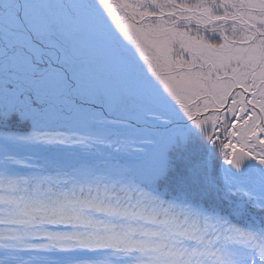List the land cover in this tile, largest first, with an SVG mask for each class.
Here are the masks:
<instances>
[{
    "label": "trees",
    "instance_id": "16d2710c",
    "mask_svg": "<svg viewBox=\"0 0 264 264\" xmlns=\"http://www.w3.org/2000/svg\"><path fill=\"white\" fill-rule=\"evenodd\" d=\"M156 1L173 12L181 4L193 16L208 10L213 18L252 24V29L237 24L201 28L167 18L157 31L144 25L141 30L157 40L169 34L175 52L183 51L173 40L181 36L186 52L229 53L235 72L230 84L257 93L247 78L253 72L264 81V0ZM75 2L91 4L92 15L107 23H116L117 14L132 20L116 5L141 3L154 14L148 0ZM239 51L257 55L237 61ZM138 70L141 76L146 67ZM29 120L22 127L21 119H0V252L7 245V264H264V179L246 192L229 178L233 148L248 143L227 132L226 120L201 119L203 128L186 126V133L179 127L180 139L159 154V172L145 178L118 165L120 157L143 152L144 143L133 138L132 119L109 120L106 138L65 129L35 134L39 126ZM257 120L241 130L250 132ZM116 128L126 129L120 142ZM146 128L141 126L142 132ZM25 132L32 133L23 141ZM29 139L34 147L24 145ZM37 140L46 145L36 146ZM4 144L25 157L8 159Z\"/></svg>",
    "mask_w": 264,
    "mask_h": 264
},
{
    "label": "rangeland",
    "instance_id": "374dc122",
    "mask_svg": "<svg viewBox=\"0 0 264 264\" xmlns=\"http://www.w3.org/2000/svg\"><path fill=\"white\" fill-rule=\"evenodd\" d=\"M148 1H149L148 2L149 6L154 10V14H150L148 12L149 10L145 8V6L142 5L141 3L135 4L132 6H127L124 4L116 5L117 7H120L122 9L121 11L128 13L127 14L128 17L131 18L132 20H128L126 14L125 15L117 14L118 19L116 20L117 22L115 26L112 28V31H113L112 37L115 38V40L118 39L119 42L124 43L127 48H131L135 50L134 52L135 55L137 52L144 56L145 54H147L149 49L153 48V45H149V43H152V41H149L146 38V36H144L142 33V30H141L142 25L145 26L144 28H147L146 29L147 31L148 30L155 31L156 28H159L160 26H164L165 24L164 22L166 21L167 18H170V19L174 18L176 19L175 21H177L178 19L180 23L186 20H192L194 22H201V23H203L204 21V17L201 13H198L195 16H193L192 14L185 12L181 8L183 7L181 4H176V9L178 8L179 9L174 11L176 12V14L173 15V12L171 10L164 9L162 4H159L156 0H148ZM48 2L49 3L53 2L52 4L54 5V7H58L62 3L61 0H57V1H54V0H7V6H8L7 23L10 24L14 28V30L16 29V31H14V33L16 34L15 38H11L9 35L8 36L11 39H14L17 44L23 46L24 40L26 39L25 33L29 31V32H34L33 34L34 38L33 39L29 38L28 43L30 42L33 43V41L37 43L38 42L44 43V41H47V39L52 35L54 40H58L64 45L69 46V44L71 43V39H69L66 36L63 30L59 29V25L61 24L63 20L61 18H59L58 20L55 19L56 21H52L51 25L53 28H51L50 31L40 32V33L36 32V29L40 27L36 26V29H35V25L37 23H39L38 25L42 24V20H41L42 18H40V14H39V10L37 6L40 3L46 4ZM84 5H85V8L81 7V9L79 8L75 9L76 10L75 12L76 26L77 27L79 26L89 27L90 29H93V31H97L98 29H103V25L98 20L92 19L93 6L89 3H84ZM134 7L135 9H133ZM55 10L56 9L53 8L54 12ZM86 15H87V18H86L87 20L85 24V19H81V17H85ZM15 17L16 19H14ZM145 17L147 18L145 19ZM226 22H229V21H226ZM108 26L105 25V27H108ZM240 26L243 28L248 27L246 25H240ZM108 28H106V30H109ZM248 28L250 29V27ZM12 30L13 29L11 27H7L8 34ZM93 31L90 30V32L92 33ZM168 32L171 34L170 30H168ZM81 34L87 38L91 36V33H88L87 31L86 33H81ZM108 38L110 37L106 36V39ZM95 39L97 40L96 35H95ZM174 40L177 41L176 38H174ZM133 42H135L136 45L141 44L144 47L137 50L135 46L133 45ZM111 44L117 45L116 43H111ZM48 45L53 46V44H48ZM79 46L78 44L74 45L75 48H79L80 50H82L83 47L82 46L79 47ZM117 46H115V48ZM97 47L104 48V45L102 43L97 44ZM98 48H95V49L92 48L91 54H88L87 56L89 55L92 56V54H96L100 52L97 55L98 56L97 59L107 60L102 57L100 58V55H103L105 51L108 52L107 47L104 49V51H99ZM108 48H111V46L109 45ZM158 51H160L161 53L166 52L164 49L162 50L159 49ZM89 52L90 50H88V53ZM244 53L246 55L240 54L239 52L234 53L237 56L236 60L239 61L240 59L244 58L245 60L249 61L250 59L256 57L257 55L256 52H244ZM178 54H182V56L184 57L183 61L185 64L198 60L199 64L201 65L199 68L201 71L206 70L208 66L211 65L213 60H215V57L218 58L219 64H230L231 62L230 60L233 59L232 57L228 58L229 53H224V52L219 53L218 51L213 52L211 50L205 51V52L203 51L198 52L197 56L193 58L189 56H184L183 51ZM221 55L228 58V60H223L221 58ZM34 56H35L34 60L38 61V53H36ZM121 56L117 55L116 56L117 60H115V58L111 56V58L108 59V65L110 64L109 60H112L113 66H118L128 71L127 66L129 64V61L123 62L122 59H119ZM27 61H30V59H27ZM103 63H105V61L94 62L92 67L95 69H99V66ZM112 73H115V72H112ZM145 73L148 74L147 72ZM246 73L248 75V72ZM131 75L132 77H134V79L138 80V77L136 76V74L131 73ZM143 76L146 77L145 75ZM39 78H41V76L39 75L38 76L36 75V77L33 78L32 76H30V74H27V80L23 84L24 86L25 84L32 85V88H34V86L40 87L42 85L39 84V81H38ZM103 78H105L106 80H104ZM259 78H260L259 75H257V79L255 80V82L250 84V86H253L254 88V89H251L252 92H257L255 95H253L251 94L249 88H247V90L244 89L243 91L242 88L234 84V81H233L234 85L232 86V84H230L229 82L231 80V74L229 72H225L223 82L217 85H213V86H206V87H213L211 90L206 89L205 87L200 89V91L202 92H206V91L208 92L207 95L202 99V100L204 99L210 100L206 105L202 102L200 95H199L200 93L197 91L196 95L198 96V99L196 100V102L191 100L192 107L189 109H184L183 113L187 115H192L193 113L195 115L198 114V118H200L205 111H210V113L207 116H209L211 113L220 115L221 118H223L221 120H226L227 122L226 123L227 132H230L232 134L234 133V137L237 139V141L241 142L242 144H245L248 142V137L257 131V125L259 121L257 120L255 124V128L251 132H248V133H245L243 130H241V126H244V125L250 126V124L252 123L254 119H259V116H261V118L264 121V116H263L264 115V81L260 80ZM18 79H19L18 76L17 77L12 76L10 79V76L8 74H4L3 77H0V85L2 86L0 87V96L4 94V91H2L4 90L3 88H7L5 94H10L11 96H13L12 98L7 97L8 107L10 106V102L15 103L16 101L15 98H21L20 96H23L21 91H17V88H19V84H20ZM48 80L50 81V78ZM73 80L77 83H81V82L86 83V82L93 80L96 84L98 83L106 84L108 90H115L117 92V101L115 102V106L116 108H118V110H121V111H124L125 108L129 106V104L132 105L134 103H138L140 108L142 107L141 109L144 110L145 112H147L145 108H148L150 105H152V103L164 104L161 101L162 99L161 97H158L157 101L154 100V97L156 96L155 94L159 93V89H160L159 86H157L158 84H155V83L150 84V85L148 83H144V84L138 83L134 86H131V85L128 86L130 83H127L128 79H126V82L123 80H120L119 82H117V84H119L118 86H124L122 88H117V87L112 86L111 84L113 82H111L110 80H107V77L104 76L100 72L94 74L93 77L91 78L87 77V79L84 78V75L82 73L80 74L79 72H76L75 76L73 77ZM194 80L195 79H193V81ZM261 84H263V86H261ZM159 85L161 86L163 85V83L161 82V84ZM216 87L217 88L219 87L223 91V92L220 91V98H215L219 94V93H215ZM232 87H236V89L239 90L240 94L236 95ZM31 99H33L32 101H35V102L38 101L40 99V94L32 90ZM185 101H188V100H185ZM17 102L19 103V101ZM28 104L29 103H27L26 106L25 105L21 106L19 103L20 106H18L17 109H15L13 105H11L7 114H10V115L19 114L20 115V113L22 114V110H25L26 107L27 106L29 107L30 105L31 106L33 105L34 109L36 110L37 107L34 105L33 102H31L29 105ZM258 105L261 107H259ZM244 106L246 107L245 111L242 108ZM258 109L259 111H257ZM173 114L175 116L177 115L180 116L179 114L182 115V113L179 111L175 113L173 112ZM35 120H37V123L39 124V127L36 128V131L33 132L35 134H38L37 132L38 129L39 130H45V129L56 130L52 124L46 121V120L50 121V119H30L29 121L36 123ZM54 120H56L55 126L59 124H65L66 127L70 128V133L74 132L76 134H81L82 136H85L87 138L94 137V134L98 135L100 138H106L108 135H111L110 134L111 131H108V129H105V127L107 126L108 121L112 119H90L89 122L87 123L86 122L83 123V119H73L74 121L72 119H69V120L54 119ZM217 120H220V119H217ZM21 122L22 123L20 124L23 127L24 123L27 122V119H21ZM158 122H160L159 119H153L154 124H157ZM177 122L178 121H173L174 123L173 125L170 124V125H163L160 127H156V128H161L163 131L160 132L155 138L151 135V132H150L154 128L149 129L147 127L145 130L146 131L145 133L142 132L144 130H141V132L136 133L137 137H140V140L138 141H141V143H144V145H148L147 147H149L150 149L148 154L150 155V157L152 158L151 160H153L156 166L155 170L150 171L149 173L142 172L144 178L147 176H152V175L155 176L158 173V166L160 165V163L157 158H159V154L161 153L162 150H167L170 147H172V144L174 143V141H176V139H180L178 138V133L181 137L180 132H184L186 125L178 126ZM202 122L205 124V122L202 121L201 119H196V120L191 119L187 128H196L199 130L203 128ZM140 124H141L140 122H135V126L140 125ZM179 127L181 128L180 132H179ZM7 132L10 133V131H7ZM30 133L32 132H29V133L25 132V134L29 137L31 136ZM185 133H186V129H185ZM114 135H116L115 140H117V142H120L119 138H121V140L124 138V131H122L119 134H114ZM160 135H161V138L155 142V139L159 138ZM260 140H262V138H260ZM37 141L38 142H36L37 143L36 146L38 145L43 148L46 145L45 141L43 140H37ZM152 143L156 145L152 146L151 145ZM24 145L26 147H28L29 145L34 147L35 143L31 141V139H29L27 143H24ZM237 147L239 146H235L234 148H237ZM118 165L121 167L119 162H118Z\"/></svg>",
    "mask_w": 264,
    "mask_h": 264
},
{
    "label": "flooded vegetation",
    "instance_id": "af4514ba",
    "mask_svg": "<svg viewBox=\"0 0 264 264\" xmlns=\"http://www.w3.org/2000/svg\"><path fill=\"white\" fill-rule=\"evenodd\" d=\"M81 7L85 8V5L78 6L79 9H81ZM37 8L40 18H42V24L40 23L41 25H38L39 23H37L35 25V29L36 26L40 27L36 29V32L50 31V29L53 28L51 25L52 21L61 18L63 20L59 25V29L65 32L66 36L71 39V43L69 46H66L58 40H54L52 35L47 41H44V43H37L34 41L33 43H28L29 38H34V32L28 31L25 33L26 39L24 40V45L21 46L17 44L14 39H11L15 38L16 34L14 31H16V29L14 30V28L7 23V0H0V77H3L4 74H8L10 79L12 76H18L20 84L17 91H21L24 96L20 97L29 104L33 102L37 107L35 110L33 105L27 106L25 110H22V114L20 113V115L7 114L11 105H13L15 109L20 105L22 106V100L15 98V103L10 102V106L8 107L7 97L12 98L13 96L5 94L7 88H3L4 90L2 91H4V94L0 96V98H2L0 99V105H2L5 114H0V119H123L121 116L112 115L114 109H116L115 102L117 101V92L115 90H108L106 84H96L93 80L86 83H77L73 80L76 72L82 73L86 79L87 77H93V75L98 72L103 75L107 74L106 70L102 68L94 69L90 65H87L88 60H96L98 57L97 55L100 53L98 52L92 54V56H87L91 54L92 48H98L97 44L101 43L104 45V48L99 47L98 50L104 51L106 48L107 40L101 38L99 35H96V40L93 34H100L102 30L98 29L97 31H93V29L89 27H77L75 20V9H77V6L73 4L63 3L58 7H54L46 3L39 4ZM53 8L56 9L55 12ZM86 18L87 16L81 17V19H85V24ZM14 19H16V17ZM7 27L13 29L9 34ZM90 30H92L93 33L90 32ZM86 31L91 33V36L88 38L81 34L86 33ZM48 44H53V46H49ZM77 44L78 46H82L83 49L80 50L79 48H75L74 45ZM118 47L123 51H116L112 48V52L105 51L103 55H100V58L107 59L104 60L106 64H108V59L111 58V56L117 58V55H122L119 59H128L127 51L124 50V44L121 43ZM88 50H90L89 53ZM36 53H38V61L34 60V55ZM175 54L182 56V54L169 51L163 53L157 52L155 56H157L156 58L158 59H168L169 56ZM131 55L135 57L134 53ZM156 58H153L152 70L159 73V67L155 61ZM27 59H30V61H27ZM42 61L50 67V70L40 74V71L43 70L42 67H39ZM77 62L82 65L78 69L76 68ZM111 62L112 61H110V63ZM27 74H30L33 78H35L36 75H41L38 81L42 86H34V88H32V85L25 84L24 86L23 83L27 80ZM176 75L177 74L169 75L167 78H164V87L158 88L159 93H156L154 97L155 101H157L158 97H161V101L164 104L152 103V105L149 106L150 112H148V115L143 117V119H221L217 116L203 117L202 115L198 118V114H184V109L191 108V100L196 102L198 96L195 93L194 96L190 98V101H185L188 100L187 97L192 87L182 82L172 84L171 80L175 78ZM49 78L50 81L48 80ZM176 79L179 78L177 77ZM154 83L156 84V82ZM157 84V86H160L159 84H161V82L158 81ZM111 85L117 88L123 87L118 86L119 84L117 83ZM0 87L2 86L0 85ZM187 88L189 90H187ZM32 90L40 94V99L36 102L31 99ZM199 93L202 100L208 92L199 91ZM17 101H19L20 105ZM177 111L181 112L182 115L179 114L180 116H175L173 112L175 113ZM125 119H140V106L138 103L133 104L130 118ZM177 123L183 124L185 122L180 121ZM151 164H153L152 161Z\"/></svg>",
    "mask_w": 264,
    "mask_h": 264
},
{
    "label": "bare ground",
    "instance_id": "6f19581e",
    "mask_svg": "<svg viewBox=\"0 0 264 264\" xmlns=\"http://www.w3.org/2000/svg\"><path fill=\"white\" fill-rule=\"evenodd\" d=\"M224 49L226 51L227 48H224ZM169 50L172 51V48H169ZM182 50H184V49H182ZM222 51H219V53H221ZM172 52L176 53L175 51H172ZM239 53L243 54V55H246L245 53L240 52V51H239ZM168 60L170 61L171 67H172V69L174 71V75L177 74L175 77H180L181 76L182 80L192 87L190 89V91H189L190 93H189V95L187 97L188 101H190V98H192L194 96V94L198 90H200L201 88L206 87V86L217 85V84L223 82L224 81L225 72H229L233 76L235 74V72H233L229 68V64L210 65V66H208V71H206V70L201 71L200 69H198V70L195 69V67H194L192 62H189V63L185 64L184 61H183L182 56H178V55L175 54L173 56H169ZM212 69H213V72H212ZM257 75H255V74H253V72H251L250 76L247 78V83L255 82V80L257 79ZM193 79H195L196 81H193ZM163 87H164L163 85L159 86V88H163ZM232 88L234 89V92H235L236 95L240 94L239 90L236 89V87H232ZM187 90H189V89L187 88ZM242 90L244 91V88H242ZM220 91L223 92L218 87L216 89L215 93H220ZM209 113H210V111H205L202 115H203V117H209V116H207ZM259 115H260V113H259ZM217 117L221 118L220 115H218ZM221 119H223V118H221ZM259 119L262 120V123L264 124V121L261 118V116H259ZM259 119H258V121H260ZM46 121L51 123V121H49V120H46ZM61 127H65V124H62ZM105 129L109 130L108 126H106ZM116 129H124V128H116ZM22 136H23L22 140L26 141L28 136L25 133H23ZM94 137H99V136L94 134ZM260 137L262 139H264L263 134H260ZM245 149H246V147H245ZM259 150H261V149H259ZM261 151H264V149L261 150ZM15 170H17V168ZM246 178H247V180L249 178V179H251L253 181L252 177L246 176ZM242 183H245V182H242ZM238 186L241 187L244 191H246V192L248 191V188L245 189L244 187H242L240 182H239ZM258 201L262 202L261 199L258 200Z\"/></svg>",
    "mask_w": 264,
    "mask_h": 264
},
{
    "label": "water",
    "instance_id": "95a60500",
    "mask_svg": "<svg viewBox=\"0 0 264 264\" xmlns=\"http://www.w3.org/2000/svg\"><path fill=\"white\" fill-rule=\"evenodd\" d=\"M202 15L204 17L202 26H211L217 22V20L211 18L208 12H203ZM229 22L233 23V20H230ZM240 24L248 26L246 22H241ZM260 134H263L264 136V124L262 123V120H260L257 125V131L249 136V142L253 144L254 148L263 150L264 143L259 141ZM4 150L7 156L10 158L18 159L23 157V154L21 152L13 149L12 147L7 146L4 148ZM253 160L254 159L245 150L241 148H235L232 152L228 164L230 177L239 181L241 183V186L244 187L245 189L250 188L254 180L258 179V176L253 172V170L249 169L247 176L252 177L253 181L248 178L246 183H242L244 170L246 166L249 164V162ZM119 164L124 166L128 170L135 172V170H139V167L141 168L144 165L147 166L148 162L146 161V156H145L142 159H136V160L131 158H122L119 160ZM262 166H263L262 160L256 162V170L259 175L263 174ZM139 172L142 173V170H139Z\"/></svg>",
    "mask_w": 264,
    "mask_h": 264
}]
</instances>
